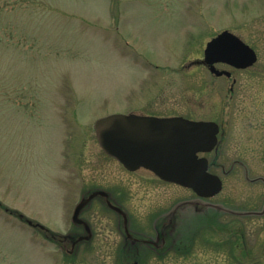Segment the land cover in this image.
Returning <instances> with one entry per match:
<instances>
[{
  "label": "rangeland",
  "instance_id": "rangeland-1",
  "mask_svg": "<svg viewBox=\"0 0 264 264\" xmlns=\"http://www.w3.org/2000/svg\"><path fill=\"white\" fill-rule=\"evenodd\" d=\"M223 29L257 54L234 83L194 63ZM112 113L217 122L205 156L222 189L200 198L125 169L93 128ZM95 188L130 233H168L163 245L127 257L122 219L100 197L82 214L90 239L63 245L62 235H86L71 216ZM135 260L264 264V0H0V264Z\"/></svg>",
  "mask_w": 264,
  "mask_h": 264
},
{
  "label": "water",
  "instance_id": "water-1",
  "mask_svg": "<svg viewBox=\"0 0 264 264\" xmlns=\"http://www.w3.org/2000/svg\"><path fill=\"white\" fill-rule=\"evenodd\" d=\"M256 59L253 48L223 30L207 42L203 62L214 74L229 75L228 71L215 69L214 63L224 61L245 68ZM93 127L102 150L129 170L146 168L160 179L190 188L203 198L222 189L221 178L208 170L207 157L198 155L212 151L218 143L219 127L214 121L112 113L97 118ZM92 196L77 204L73 220L80 221L79 212ZM114 208L122 212L126 224V214L120 207Z\"/></svg>",
  "mask_w": 264,
  "mask_h": 264
},
{
  "label": "flooded vegetation",
  "instance_id": "flooded-vegetation-1",
  "mask_svg": "<svg viewBox=\"0 0 264 264\" xmlns=\"http://www.w3.org/2000/svg\"><path fill=\"white\" fill-rule=\"evenodd\" d=\"M223 30H225V29H223ZM234 34H236V33H234ZM240 39H242V38L240 37ZM242 40L245 43H247L244 39H242ZM247 44H249V43H247ZM204 49H205V47H204ZM204 49H203L202 58L195 60L194 63L195 64L197 63V64H200V65L204 66L214 76H216V77L224 76L226 78H230L232 83H234L236 81V79L233 76V72L237 71V70H240V68H237V67H235V66H233V65H231V64H229L227 62H224V61H217V62L214 63L215 69L228 71L230 74L229 75H227L225 73H223L221 75L214 74L210 70V65H208V64L203 62ZM243 69H245V68H243ZM232 85H231L230 88H232ZM219 134H220V127H219ZM200 155H203V154H200ZM85 193L87 195H85ZM85 193H84V195L81 196L79 202L87 199L88 197H90L91 194H93V196L91 198H89V200L84 202L83 207L81 208V210L79 212V215H78V219H80V221L73 220V213H74L75 208L73 210L71 219H72V221L74 222L75 225H77L78 227L83 229V231H85L86 235L78 234L76 236V233H68L66 235H62V238H59V241L62 242L63 245L66 244V243H70L71 246L74 247L76 245V243H78L80 241H86L87 239H90V237L92 235V232L90 230L89 223L82 217V214L87 211L89 205L92 203L91 200L94 199L95 197L102 198L103 201H101V204L103 203L108 209H111V210L115 211L116 214L122 219V223H123V226H124V233L122 234L123 239H122V242H121L122 243L121 248L124 249L123 251L125 252V255L127 257H129V258L132 257L133 256V252L135 250H137V249L139 250L141 247H146V248H149L151 250H155L156 251V250L159 249V247H161L163 245L165 237L168 235V233H166L162 228H160V229L155 228L156 234H155V238L154 239H151V237H147V236H143V235H134V234H132L130 232H127L126 231L127 222L125 224V219H124V216H123L122 212L118 211V210H116L114 208V206H117V205H115L114 203L111 202L109 192H107L106 190L101 189V188H95V189H91V190H86ZM98 201H100V200H98ZM77 204L75 205V207L77 206ZM17 215L21 219H23L28 225H32V226L38 227L39 229L45 231L46 233H50V230L47 229L46 227H44V225H42L41 223L34 222V221L24 217L21 213H17ZM164 226H166V225H164ZM50 237L52 239H56V235L54 233H50ZM160 241H161V243H160ZM138 262H139V260H138ZM136 263H137V261L135 260L133 262V264H136Z\"/></svg>",
  "mask_w": 264,
  "mask_h": 264
}]
</instances>
